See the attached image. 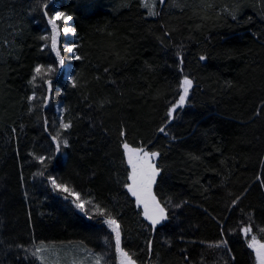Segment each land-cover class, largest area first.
I'll list each match as a JSON object with an SVG mask.
<instances>
[{
    "label": "trees",
    "instance_id": "1",
    "mask_svg": "<svg viewBox=\"0 0 264 264\" xmlns=\"http://www.w3.org/2000/svg\"><path fill=\"white\" fill-rule=\"evenodd\" d=\"M144 4L0 0V264H41L36 243L71 241L119 264L108 215L136 264H256L248 242H264V0H157L155 15ZM56 11L75 33L57 39L69 79L44 36ZM185 76L193 86L170 118ZM125 141L160 153L153 192L168 219L155 229L125 186ZM53 178L91 203L77 209Z\"/></svg>",
    "mask_w": 264,
    "mask_h": 264
},
{
    "label": "snow or ice",
    "instance_id": "2",
    "mask_svg": "<svg viewBox=\"0 0 264 264\" xmlns=\"http://www.w3.org/2000/svg\"><path fill=\"white\" fill-rule=\"evenodd\" d=\"M145 7L151 9L152 5L148 3V0H145ZM46 7V6H45ZM151 15H155V12L150 11ZM45 15H47V11H45ZM57 19L68 20L70 17L65 16L63 12H55L52 17L49 18L48 23L52 25L53 34L51 36V47L52 50L55 52L59 65L61 67L64 66V57L61 55L60 50L57 47V33L58 27L55 23ZM73 31L69 28H64V32ZM45 39H48L47 37ZM66 52L74 53L75 47H68L64 49ZM73 59L79 60V56H73ZM201 60L206 59V57L201 56ZM181 63L183 61L181 60ZM54 69L49 66L45 69L41 65H37L34 69V75L30 83L34 82L37 77L43 78L46 72H52ZM193 86V81L189 79L187 76L183 78L180 84V88L182 89V93L179 95V100L172 105V107L168 111V116L171 118L173 113L176 111L178 107H182L185 105L187 98L189 96L190 89ZM35 97H30L29 99H34ZM62 128L67 129L70 127L69 123H63ZM161 133L165 132V129L162 127L159 129ZM121 135H124L122 132ZM59 134H57L54 139L58 141L57 149H59ZM64 145L67 146V141L65 140ZM124 149V155L127 157V164L130 167L131 171L128 174V180L131 183L126 184V188L128 192L131 193L133 197H135L136 203L138 206H143V215L146 220H148L153 229L156 228L157 225H160L163 221L168 219L166 214V208L162 205L161 201L157 199V196L153 192V186L157 183V178L160 176L161 168L156 165L155 158H157L160 153L156 151H147L143 146L140 147H133L126 141L122 144ZM52 185L54 188L59 189L64 193H68L65 196V199H68L69 196L74 197L72 203L75 207L81 211H84L85 204H90L91 201H83L81 199V194L79 192H75L70 189L68 186L64 184H58L56 180L52 179ZM97 211L103 215L104 210L100 209L99 206H96ZM108 228H110L115 233V240H116V251L120 257V264H136V261L132 258V256L124 251L121 248V232H120V225L116 221V219L112 218L111 215L103 221ZM252 231L251 226L245 227L243 229L244 234L247 236L248 233ZM261 233H264V229H260ZM226 243V242H224ZM219 247V245H214ZM53 246L45 245L41 242L35 249L33 255L38 256L41 259L42 264H44V257L40 255L41 253L48 251ZM248 247L255 252V257L257 264H264V243H262L257 236L252 235L251 239L248 242ZM102 257L97 255L95 257V264H101ZM74 264H83V262H74Z\"/></svg>",
    "mask_w": 264,
    "mask_h": 264
},
{
    "label": "rangeland",
    "instance_id": "3",
    "mask_svg": "<svg viewBox=\"0 0 264 264\" xmlns=\"http://www.w3.org/2000/svg\"><path fill=\"white\" fill-rule=\"evenodd\" d=\"M143 1L145 3V0H143ZM156 1L157 0H148V3H150L152 5L151 9L147 8L149 13H150V11L155 12ZM65 16H68V15L65 14ZM55 23L58 27V33H57L56 39H58L59 34L65 38H75V33H74V30H73V28L69 22V19L68 20L57 19L55 21ZM66 27L69 29H72L73 31H70L67 33L64 32V28H66ZM52 34H53L52 25L50 26V24H49V28L44 33V36L48 38V36L51 37ZM62 45H63V50L68 48V47L73 46V45H71L69 43H65V42L62 43ZM66 55H67V59H70L71 57H73L75 55V51H74V53L66 52ZM49 66H51L54 69V66L52 64H50ZM49 66H46L45 69H47ZM63 68H64V75H63L64 78L66 76V78L69 79V77H70L69 73H70V68H71L69 60H66V62H64ZM52 72H46V73L51 74ZM60 91L61 90L59 88H56V91L54 94V97L56 98V101L54 104V110L56 112L57 117L60 120H62L61 116H62V112H63V106L61 104V100H59V97L56 96V95H59ZM129 183H131L130 180H129ZM140 206H141L142 211H143V206L142 205H140ZM40 243L41 242H38L32 247L33 253L35 252L36 247ZM43 243L45 245L53 246L48 251H45V252L40 254L44 257V264H74V262H83V264H95V257L97 255L102 257V255L100 253L96 252L92 248L85 246L84 244L77 242V241H75V242L71 241V242H65V243L64 242H61V243L43 242ZM262 243H264V242H262ZM254 254H255V252H254ZM36 257L38 258V256H36ZM39 261L42 264L41 259H39ZM255 261H256V257H255ZM101 264H103L102 260H101ZM256 264H257V261H256Z\"/></svg>",
    "mask_w": 264,
    "mask_h": 264
}]
</instances>
